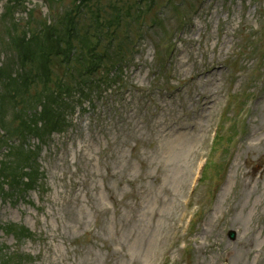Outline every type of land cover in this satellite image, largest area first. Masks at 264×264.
Returning <instances> with one entry per match:
<instances>
[{"label":"rangeland","instance_id":"obj_1","mask_svg":"<svg viewBox=\"0 0 264 264\" xmlns=\"http://www.w3.org/2000/svg\"><path fill=\"white\" fill-rule=\"evenodd\" d=\"M77 10L0 0V264H264V0Z\"/></svg>","mask_w":264,"mask_h":264},{"label":"bare ground","instance_id":"obj_2","mask_svg":"<svg viewBox=\"0 0 264 264\" xmlns=\"http://www.w3.org/2000/svg\"><path fill=\"white\" fill-rule=\"evenodd\" d=\"M174 175H176V172L173 173ZM150 215L155 216V214H157V212H148ZM137 232L141 234V237L143 240L142 244H138L139 248L141 249V252H145L147 250V248L150 246V235H148V231L147 229H145V227H142L141 229H137ZM260 237V236H258ZM257 238H255L256 240Z\"/></svg>","mask_w":264,"mask_h":264},{"label":"water","instance_id":"obj_3","mask_svg":"<svg viewBox=\"0 0 264 264\" xmlns=\"http://www.w3.org/2000/svg\"><path fill=\"white\" fill-rule=\"evenodd\" d=\"M229 236H230V238H233L234 237V233L232 231L229 232Z\"/></svg>","mask_w":264,"mask_h":264},{"label":"trees","instance_id":"obj_4","mask_svg":"<svg viewBox=\"0 0 264 264\" xmlns=\"http://www.w3.org/2000/svg\"><path fill=\"white\" fill-rule=\"evenodd\" d=\"M57 31H58V30H57ZM62 31H63V29H62ZM62 31H59V32H62ZM51 88H52V87H51ZM51 88H50V89H51ZM48 93H49V92H48Z\"/></svg>","mask_w":264,"mask_h":264}]
</instances>
